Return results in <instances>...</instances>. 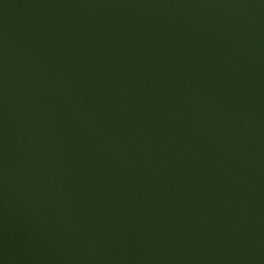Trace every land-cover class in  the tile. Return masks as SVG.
Returning <instances> with one entry per match:
<instances>
[{
    "label": "water",
    "instance_id": "water-1",
    "mask_svg": "<svg viewBox=\"0 0 264 264\" xmlns=\"http://www.w3.org/2000/svg\"><path fill=\"white\" fill-rule=\"evenodd\" d=\"M0 264H264V0H0Z\"/></svg>",
    "mask_w": 264,
    "mask_h": 264
}]
</instances>
